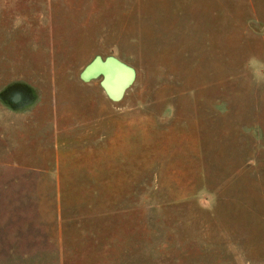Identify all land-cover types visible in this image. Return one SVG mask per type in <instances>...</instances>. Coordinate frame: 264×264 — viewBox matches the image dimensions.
<instances>
[{"label":"rangeland","instance_id":"1","mask_svg":"<svg viewBox=\"0 0 264 264\" xmlns=\"http://www.w3.org/2000/svg\"><path fill=\"white\" fill-rule=\"evenodd\" d=\"M0 264H264V0H0Z\"/></svg>","mask_w":264,"mask_h":264},{"label":"water","instance_id":"2","mask_svg":"<svg viewBox=\"0 0 264 264\" xmlns=\"http://www.w3.org/2000/svg\"><path fill=\"white\" fill-rule=\"evenodd\" d=\"M109 60H112L113 62H115V64L108 65L107 63L109 62ZM116 61L118 63L122 64L123 66H125V68H127L128 71H129V73L124 72V73H126V75L129 76L128 81H127V83L125 85V88H128L130 86V84L134 80V76H135L134 71L130 67H128L127 65H125L124 63L116 60L115 58H109L106 61H102L100 58L96 59L91 65H89L86 68L83 77L85 79H88L90 77H96L99 74H103L104 75L103 86L106 88L107 92L109 93V95L112 98H114L115 100H119V99L122 98V96L124 94V91L126 89L125 90H121V93L119 95H117L116 93H114L111 90H109V88H108V86L106 84V81L110 77V75H114V72H116V71H121V67L117 65L118 63L116 64ZM20 99H21V95L19 93H16L15 96H14V98H13V101L14 102H19Z\"/></svg>","mask_w":264,"mask_h":264}]
</instances>
